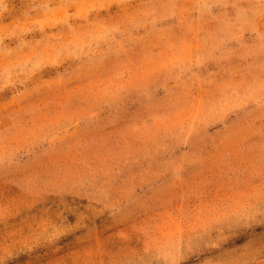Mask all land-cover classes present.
Masks as SVG:
<instances>
[{
  "label": "rangeland",
  "instance_id": "obj_1",
  "mask_svg": "<svg viewBox=\"0 0 264 264\" xmlns=\"http://www.w3.org/2000/svg\"><path fill=\"white\" fill-rule=\"evenodd\" d=\"M0 264H264V0H0Z\"/></svg>",
  "mask_w": 264,
  "mask_h": 264
}]
</instances>
